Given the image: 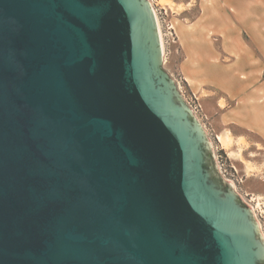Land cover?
I'll list each match as a JSON object with an SVG mask.
<instances>
[{
  "label": "water",
  "instance_id": "obj_1",
  "mask_svg": "<svg viewBox=\"0 0 264 264\" xmlns=\"http://www.w3.org/2000/svg\"><path fill=\"white\" fill-rule=\"evenodd\" d=\"M0 264H264L152 0H0Z\"/></svg>",
  "mask_w": 264,
  "mask_h": 264
},
{
  "label": "rangeland",
  "instance_id": "obj_2",
  "mask_svg": "<svg viewBox=\"0 0 264 264\" xmlns=\"http://www.w3.org/2000/svg\"><path fill=\"white\" fill-rule=\"evenodd\" d=\"M213 1L152 0L157 12L162 11L165 67L197 106L195 112L211 139L221 174L251 204L264 233V70L254 71L252 80L241 82L238 95L224 88L216 74L224 79L228 66L223 64L229 63L234 40L214 32ZM170 24L174 40L169 33L165 36ZM218 58L223 60L219 72L212 64Z\"/></svg>",
  "mask_w": 264,
  "mask_h": 264
},
{
  "label": "crops",
  "instance_id": "obj_3",
  "mask_svg": "<svg viewBox=\"0 0 264 264\" xmlns=\"http://www.w3.org/2000/svg\"><path fill=\"white\" fill-rule=\"evenodd\" d=\"M211 21L214 32L220 33L225 40H234L230 45L229 63L223 64L228 66L224 69L227 73L223 80L217 74L216 77L230 93L238 95L236 88L241 82L252 80L254 71L264 70V0H214ZM182 47L185 49L184 45ZM190 57L187 53L185 60L188 62ZM213 60L214 71L219 72L223 60Z\"/></svg>",
  "mask_w": 264,
  "mask_h": 264
},
{
  "label": "built area",
  "instance_id": "obj_4",
  "mask_svg": "<svg viewBox=\"0 0 264 264\" xmlns=\"http://www.w3.org/2000/svg\"><path fill=\"white\" fill-rule=\"evenodd\" d=\"M155 11H156V14H157V19H158V23H159V30H160V34H161V39H162V44H163V47H164V33H163V31H162V27H161V23H160V17H159V14L161 13L162 14V11H159V13L157 12V10L155 9ZM164 11L165 12H167V10L166 9H164ZM173 25H168L167 26V32H166V34H165V36H168V33L171 35V37H170V39L171 40H174L175 38H174V35H173ZM185 96V95H184ZM186 98V97H185ZM186 100L189 102V104L192 106V108L194 109V111H195V108L197 107V106H195V108H194V106L192 105V103L186 98ZM196 113V112H195ZM247 202V201H246ZM248 203V202H247ZM249 204V203H248ZM250 206H251V204H249ZM252 207V206H251ZM254 210V209H253ZM255 215L257 216V214H256V212H255ZM264 234V233H263Z\"/></svg>",
  "mask_w": 264,
  "mask_h": 264
},
{
  "label": "flooded vegetation",
  "instance_id": "obj_5",
  "mask_svg": "<svg viewBox=\"0 0 264 264\" xmlns=\"http://www.w3.org/2000/svg\"><path fill=\"white\" fill-rule=\"evenodd\" d=\"M241 195V194H240ZM242 196V195H241ZM245 200V199H244ZM246 201V200H245Z\"/></svg>",
  "mask_w": 264,
  "mask_h": 264
}]
</instances>
